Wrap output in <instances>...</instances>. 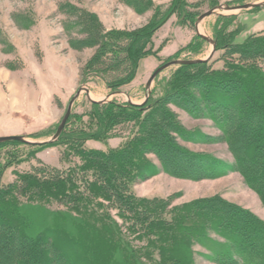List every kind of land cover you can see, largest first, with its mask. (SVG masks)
Returning <instances> with one entry per match:
<instances>
[{
    "label": "trees",
    "instance_id": "1",
    "mask_svg": "<svg viewBox=\"0 0 264 264\" xmlns=\"http://www.w3.org/2000/svg\"><path fill=\"white\" fill-rule=\"evenodd\" d=\"M123 1L138 11L151 5L150 0ZM210 2L211 7L218 5L216 0ZM188 5L186 0H173L161 18L159 10L156 18L139 30L105 34L99 40L100 54L114 53L117 62L125 61L126 56L129 63L137 62L150 53L154 32L173 14H180L187 23L196 22L200 13H189ZM88 21L97 24L94 18ZM214 40L216 52L223 51L222 68H214L210 62L182 65L166 82L163 95L149 97L145 104L91 102L87 123L69 133L64 129L56 142L0 143V147L17 143L38 150L64 139L66 159L74 163L67 169L35 166L17 172L16 183L0 184V264H131L137 259L136 252L143 259L158 258V264H194V243L208 247L211 258H222L225 261H217L223 264H264V221L252 212L220 197L170 207V199L138 198L131 190L136 181L156 173L146 158L154 153L165 171L180 178L197 180L219 177L230 170L239 172L264 205V31L238 42L234 34L220 30ZM96 63L104 67L101 70L111 68L96 58L91 66ZM123 67L131 71L130 65ZM131 74L110 80L108 87L118 89ZM169 105L197 118L209 117L220 136L209 138L187 130ZM130 124L131 133L118 147L103 150L87 146L91 140L106 143L121 137L118 127ZM178 138L225 142L234 163L193 152L180 145ZM21 197L26 201L54 199L64 211L57 213L52 226L33 233L21 211ZM110 210L116 211L125 229ZM211 234L223 241L214 240ZM122 253L127 254L126 260Z\"/></svg>",
    "mask_w": 264,
    "mask_h": 264
},
{
    "label": "rangeland",
    "instance_id": "2",
    "mask_svg": "<svg viewBox=\"0 0 264 264\" xmlns=\"http://www.w3.org/2000/svg\"><path fill=\"white\" fill-rule=\"evenodd\" d=\"M186 1L189 13L195 11L202 14L213 8L210 0ZM150 2L148 9L138 11L123 0H0V137L21 135L34 141L49 139L66 114L71 98L82 86L89 88L94 100L108 98V102L123 104L130 100L134 104H141L147 94L146 83L157 67L177 59L208 57L211 44L198 38L195 23H187L178 13L173 14L154 32L150 53L137 62L129 63L128 56H124L125 61L117 62L114 53L112 56L100 54L99 40L102 36L116 30L134 32L147 26L156 18L157 11L160 10L159 14L164 13V10L171 7L173 0ZM248 2L264 0H216L217 4L230 5ZM87 13L91 17H87ZM161 17L162 14L159 15ZM89 18H94L98 25L91 24ZM92 26L96 27L91 30ZM199 26L201 33L213 39L215 33L221 30L224 33L231 32L236 41L240 42L249 35L264 31V7L237 13L214 14L205 18ZM148 43L146 41V47H149ZM222 53V50L217 51L208 61L214 68L223 67ZM94 58L104 66L110 64L111 68L101 70L104 67L97 63L91 66ZM126 64L130 65V72V69L125 71L126 67L123 66ZM179 67L170 66L159 74L152 84V99L163 95L166 82ZM126 72L132 73L126 83L116 90L108 87L110 80L123 76ZM91 102L87 94L82 92L72 107L64 128L65 133L80 127L82 122L87 123L93 109ZM168 108L187 130L209 138L220 136V130L209 117L197 118L176 105H169ZM117 131L121 137L108 139L106 143L91 140L87 146L103 150L116 148L131 133V124L120 126ZM65 142L63 139L59 144L38 150L17 143L0 147V169L4 168L0 184L6 187L16 183L17 172H28L35 166L61 169L74 166L73 161L66 159L68 147ZM178 142L193 152L211 154L225 163H234L225 142L210 139L202 143L180 138ZM23 157L26 158L25 161H17ZM146 158L157 171L132 184L131 190L138 198L170 199V207H176L201 198L220 197L264 221L261 199L239 172L230 170L219 177L197 180L180 178L165 171L156 154L148 153ZM3 165L5 166L2 167ZM20 199L21 211L27 216L33 233L52 226L57 220V213L64 211V206L54 199ZM110 214L125 229L116 211L110 210ZM61 223L66 225L67 221ZM211 237L223 241L216 235L211 234ZM192 249L194 264H223L217 260L224 259L211 258L212 252L208 247L194 243ZM133 255L137 258L135 264H158V258L143 259L137 252ZM126 256L127 254L122 253L125 260Z\"/></svg>",
    "mask_w": 264,
    "mask_h": 264
},
{
    "label": "water",
    "instance_id": "3",
    "mask_svg": "<svg viewBox=\"0 0 264 264\" xmlns=\"http://www.w3.org/2000/svg\"><path fill=\"white\" fill-rule=\"evenodd\" d=\"M259 7H264V2H248V3H244V4H238V5H230L229 3H225V4H218L217 6L205 11L202 14H200L198 16V18L196 19V22H195L196 35L200 36L203 40H205L206 42L211 44L212 49H211L210 54L205 59H200V58L199 59H185V60L177 59V60H172L170 62H167V63L157 67L154 70V72L151 74L150 78L148 79V81L146 83L147 94L145 95L144 102L141 104H145L147 102V100L149 99V97L152 93L151 88H152L153 82L159 76V74L162 71H164L166 68H168L170 66L200 64V63L208 62L214 56V54L216 53V41L213 38L201 33L199 30V24L205 18H207L211 15H214V14H222L223 12L237 13V12H241L243 10H250V9L259 8ZM82 92H85L87 94L88 99L92 102L106 103L109 101L108 98L102 99V100H94L90 96L89 88L86 86H82L79 88V90L76 92V94L71 98V100L69 102L68 109L66 111V114L62 118L56 132L49 139L44 140V141H34V140H30V139H28L24 136H21V135H10V136L0 137V143H5L8 141H18V142L25 143V144L42 145V144H49V143L56 142L59 139V137L61 136V134L65 128V125H66V123L70 117L71 110H72L74 103L80 97ZM128 102L134 104V102H132L130 100H128Z\"/></svg>",
    "mask_w": 264,
    "mask_h": 264
},
{
    "label": "bare ground",
    "instance_id": "4",
    "mask_svg": "<svg viewBox=\"0 0 264 264\" xmlns=\"http://www.w3.org/2000/svg\"><path fill=\"white\" fill-rule=\"evenodd\" d=\"M199 30L201 31V28H200V26H199ZM91 96V95H90Z\"/></svg>",
    "mask_w": 264,
    "mask_h": 264
}]
</instances>
